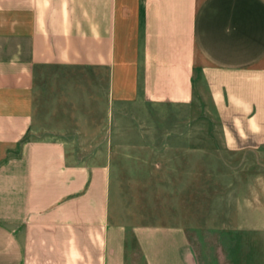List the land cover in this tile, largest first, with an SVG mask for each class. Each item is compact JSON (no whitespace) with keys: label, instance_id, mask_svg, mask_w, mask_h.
Masks as SVG:
<instances>
[{"label":"crops","instance_id":"obj_1","mask_svg":"<svg viewBox=\"0 0 264 264\" xmlns=\"http://www.w3.org/2000/svg\"><path fill=\"white\" fill-rule=\"evenodd\" d=\"M200 84L254 167L198 187L195 151L158 154L151 221L118 188L145 189L133 118ZM0 264H264V0H0Z\"/></svg>","mask_w":264,"mask_h":264},{"label":"rangeland","instance_id":"obj_2","mask_svg":"<svg viewBox=\"0 0 264 264\" xmlns=\"http://www.w3.org/2000/svg\"><path fill=\"white\" fill-rule=\"evenodd\" d=\"M147 114L141 113L139 116L135 115L133 120L151 121L155 122L156 128H148L145 131L152 130L151 133H147L148 138H144V143L148 144L146 149L147 157L149 159L143 162V169H146L148 175L145 176L143 191H132V187L128 185L126 190L125 179L126 176L122 173L118 178V188L121 190V200L124 198H131L132 202H135V196L137 199H142L146 202V208L144 213L147 215V219L157 220V217H164L168 219L171 216L170 213L158 212V208L152 206L155 204L158 195L166 204V207H172V185L171 176L166 174L162 177L160 172H157L156 163L157 155L165 153V162H172L171 157L177 152L191 151L196 152V167L198 169L197 183L199 185L209 184L213 186V189H218L220 184H226L234 182L236 176H233V169L248 167H254L252 161H242L236 156L231 155L226 150L222 142V130L217 118V114L210 102L207 95L206 88L200 84V88L194 92V98L191 103L177 104V105H164L163 111L158 110L155 106L146 104ZM125 130V129H121ZM132 130L130 129H127ZM135 130V128L133 129ZM144 131V133H146ZM140 133L143 132L140 130ZM138 134V133H137ZM139 135V134H138ZM168 159V160H167ZM121 163L123 160L118 159ZM140 162V161H138ZM249 163V164H248ZM154 166V169L152 167ZM131 176H127V180H131ZM158 179H164V188L158 189ZM162 183V182H161ZM114 190L112 192L113 199L117 193ZM140 189L141 186H138ZM213 194H220L213 192ZM134 197V198H133ZM200 197L198 193V199ZM157 211V212H156Z\"/></svg>","mask_w":264,"mask_h":264}]
</instances>
